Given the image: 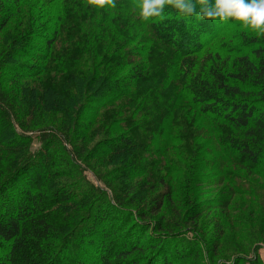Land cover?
<instances>
[{
	"label": "trees",
	"instance_id": "1",
	"mask_svg": "<svg viewBox=\"0 0 264 264\" xmlns=\"http://www.w3.org/2000/svg\"><path fill=\"white\" fill-rule=\"evenodd\" d=\"M116 2L0 0V264H263L264 37Z\"/></svg>",
	"mask_w": 264,
	"mask_h": 264
},
{
	"label": "clouds",
	"instance_id": "2",
	"mask_svg": "<svg viewBox=\"0 0 264 264\" xmlns=\"http://www.w3.org/2000/svg\"><path fill=\"white\" fill-rule=\"evenodd\" d=\"M84 2L98 11L117 7L116 0ZM132 7L145 23H161L171 10L181 21L231 22L255 33L257 37H264V0H132Z\"/></svg>",
	"mask_w": 264,
	"mask_h": 264
},
{
	"label": "rangeland",
	"instance_id": "3",
	"mask_svg": "<svg viewBox=\"0 0 264 264\" xmlns=\"http://www.w3.org/2000/svg\"><path fill=\"white\" fill-rule=\"evenodd\" d=\"M124 6V5H122ZM125 7V6H124ZM250 201V199L248 197H241L238 199L239 204L238 208H237V213L240 214L241 218H244L247 220V222H250V225L252 226V228H254L255 232H258V230L261 229V231H264V225L262 226L261 221L264 222L263 218H260V213H258L255 209H254V202L252 203V206H248L245 207L246 204ZM255 201V200H253ZM258 210V208H256ZM210 213H214L213 211H210ZM217 216V215H216ZM216 216H214L213 218H211V214L209 215H202L199 219L198 222L199 224L202 226V230L204 231V233L206 234V237H208L211 241V239L213 238L212 236L213 233L211 232V229H213V224H215L216 222ZM225 220L222 218V221ZM229 224L227 221H223L222 225H227ZM241 225V222H240ZM239 225V226H240ZM249 227V226H247ZM244 225L240 226L241 229V235L238 232V235L236 236V238H238L239 236L243 237V241L248 239V230H243ZM238 231V230H237ZM260 231V232H261ZM234 233L235 231H231L230 227H226L224 230V235L221 239V242L223 241L222 244H225V246H223L222 244L220 246L224 247V248H229V244L232 243V238L234 237ZM221 247V250H223ZM258 254L264 264V244H260L259 249H258Z\"/></svg>",
	"mask_w": 264,
	"mask_h": 264
}]
</instances>
